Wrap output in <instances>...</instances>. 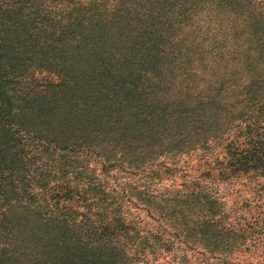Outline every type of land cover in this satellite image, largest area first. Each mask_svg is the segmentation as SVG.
Returning <instances> with one entry per match:
<instances>
[{
    "label": "trees",
    "instance_id": "trees-1",
    "mask_svg": "<svg viewBox=\"0 0 264 264\" xmlns=\"http://www.w3.org/2000/svg\"><path fill=\"white\" fill-rule=\"evenodd\" d=\"M172 90L179 106L173 124L154 127L156 97ZM147 129L155 131L143 134ZM245 130L264 135V0H0V264L136 261L123 248L114 253L115 244L101 250L50 212L36 214L27 229L23 218H8L1 185L26 173L18 159L26 141L42 138L61 158L52 179L65 187L68 159L77 165V155L104 157L108 152L101 154L98 147L106 141L120 158L126 143L147 140L129 164L144 171L155 163L152 151L160 146L188 154L192 147H215ZM245 135L256 144L253 134ZM247 151L232 148L233 170L253 168L264 177V162L257 160L262 153L254 154L256 161ZM26 165L41 174V164ZM72 166L71 177L85 190L109 192L85 175V166ZM202 184L171 194L206 203L205 230L198 235L193 225L182 229L166 221L172 214L169 191L144 206L153 229L140 252L143 261L148 252L172 264H213L214 258L228 264L224 251L232 238L255 243L263 222L254 215L232 217ZM117 187L129 195L126 181ZM108 204L120 206L116 197ZM202 236L204 244L217 245L216 252L198 241ZM7 241L15 247L7 250Z\"/></svg>",
    "mask_w": 264,
    "mask_h": 264
},
{
    "label": "rangeland",
    "instance_id": "rangeland-1",
    "mask_svg": "<svg viewBox=\"0 0 264 264\" xmlns=\"http://www.w3.org/2000/svg\"><path fill=\"white\" fill-rule=\"evenodd\" d=\"M156 99L158 103L157 108H153V126L156 127L158 122L159 127L173 124L174 117L179 110L175 90L166 95L159 94ZM161 114H164L165 123L159 119L162 117ZM233 127L235 130L234 125ZM154 131L155 129H147L143 134H150ZM230 132L235 135L233 131ZM246 133L248 136L253 134L254 140L257 141L256 144L249 141L248 137L245 138ZM229 141L233 143L230 144V151L234 147L250 150L246 153L252 157L251 160H256L255 155L262 153L257 160L264 162V135L250 133L248 130L215 147L209 146L206 149H193L192 147L188 154L160 146L152 151L156 153L155 163L144 171L141 168L133 169L129 164L133 162L132 155H138L145 150L147 140L126 143L122 147L124 156L120 158H114V154L110 153L109 143L106 141L98 147L101 154L104 151L108 152L104 157L95 156L93 153L83 158L77 155L75 156L77 165L73 163V158L68 159L66 168L68 184L61 187L54 184L51 171L57 161L62 162L61 158L53 154L48 143L42 138L39 142L34 139L28 140L19 147L22 153L18 155L19 170L22 172L24 170L26 173L23 172V175H20L18 180L14 179L11 184L1 185V192L4 196L1 205L9 219L23 218V222L27 225L26 229L32 226L36 214L41 213L40 215L44 217L46 212H50L52 215L60 216V219L66 218L65 220L74 228L75 234L82 238H90L95 246L101 247V250H107L105 244L108 247L116 245L113 249L114 253H117V248L129 251L128 256L136 259L132 262L133 264H172L168 258L153 259L148 252L145 261L140 257L145 253L140 254L145 246V240L151 237L149 231L153 229L149 224L150 219L144 206H150L152 198L154 201L156 199V203L160 202L161 197H156V194L162 195V192L169 191L172 214L169 218L166 217V221L171 226L182 229L183 225H193L197 230V235L205 230L201 217H203L206 203L200 197L179 201L171 194L200 183L211 188L214 196L222 202L232 217L254 215L258 217L259 224L262 222L264 224V177L256 173L253 168L250 173L233 170L236 163L231 161L234 152L228 151ZM187 143L189 142L185 141L182 144L184 146ZM162 145H169V142ZM118 146L121 147V144ZM253 146L256 148L254 151ZM186 149L187 147L184 146V150ZM32 160L41 164L39 176H36L39 171L30 173L27 168L26 164ZM72 165L85 166V175L97 178L101 184L107 186L109 192L102 196L85 190L78 181L71 177L74 169ZM164 165L169 166L170 169H165ZM125 181L128 185L126 193L129 192L127 197L122 195L121 189L117 187L118 183H125ZM132 193L134 195H131ZM53 195H57V198ZM114 197L120 203L119 208L108 204V201ZM129 198L134 200L145 198V201L132 203L128 200ZM200 239L198 241L204 244L205 237L202 236ZM254 242H242L232 238L225 248L224 259L228 264H264V226ZM204 245L216 252L217 245L213 242ZM12 247H15L14 241H7V250ZM212 261L213 264L220 263L216 258Z\"/></svg>",
    "mask_w": 264,
    "mask_h": 264
}]
</instances>
